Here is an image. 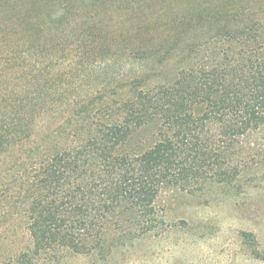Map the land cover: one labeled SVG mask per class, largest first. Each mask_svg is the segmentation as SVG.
<instances>
[{"label": "trees", "instance_id": "1", "mask_svg": "<svg viewBox=\"0 0 264 264\" xmlns=\"http://www.w3.org/2000/svg\"><path fill=\"white\" fill-rule=\"evenodd\" d=\"M42 1L45 10H73L70 0ZM75 1L77 9L117 2ZM219 17L188 41L195 65L174 82L145 89L129 78L116 82L122 94L49 92L47 44H0V155L16 156L11 169L33 243L6 264H39V253L58 249L107 258L164 231L162 189L197 193L234 182L245 166L239 140L264 131V18L248 10ZM15 31L0 26L3 38ZM152 124L156 141L133 150V135Z\"/></svg>", "mask_w": 264, "mask_h": 264}, {"label": "rangeland", "instance_id": "2", "mask_svg": "<svg viewBox=\"0 0 264 264\" xmlns=\"http://www.w3.org/2000/svg\"><path fill=\"white\" fill-rule=\"evenodd\" d=\"M118 1L77 9L79 3L70 0L73 10H45L42 0H0V21L13 18L0 26L16 30L5 33L6 38L0 33V40L6 39L0 44H6L3 48L27 41L47 44L49 92L74 98L104 88L122 94L117 81L138 78L145 89H153L174 82L183 69L195 65L188 41L198 31L215 26L222 10H248L264 18V0ZM25 35L28 38L23 39ZM136 48L140 58H129ZM157 131L156 124L141 128L130 147L147 149L156 141ZM238 148L237 164L245 166L234 182L212 183L197 193L179 187L160 191L156 206L165 226L159 236L136 240L107 258L58 249L41 252L35 260L39 264H264V131L247 134ZM15 162V154L0 155V264L33 249L17 199L11 169Z\"/></svg>", "mask_w": 264, "mask_h": 264}]
</instances>
